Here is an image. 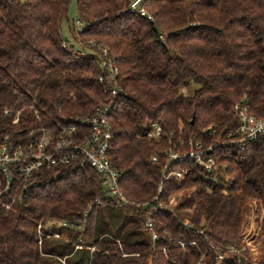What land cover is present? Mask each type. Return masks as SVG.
Wrapping results in <instances>:
<instances>
[{"label": "trees", "instance_id": "trees-1", "mask_svg": "<svg viewBox=\"0 0 264 264\" xmlns=\"http://www.w3.org/2000/svg\"><path fill=\"white\" fill-rule=\"evenodd\" d=\"M72 1L86 24L77 33L68 22L78 53L61 36ZM133 1L0 0V144L53 135L106 102L93 41L119 71L108 155L134 204H93L105 190L88 166L17 179L0 194V264H264L241 251L247 203L264 206V144L216 147L212 173L166 154L227 140L241 99L264 116V0H140L144 16L130 11ZM153 124L162 129L156 142L147 139ZM155 197L166 210L152 214L149 229ZM40 223H55L60 237L39 248Z\"/></svg>", "mask_w": 264, "mask_h": 264}, {"label": "built area", "instance_id": "built-area-1", "mask_svg": "<svg viewBox=\"0 0 264 264\" xmlns=\"http://www.w3.org/2000/svg\"><path fill=\"white\" fill-rule=\"evenodd\" d=\"M139 4L140 0H134L130 4V11L144 16L145 12L138 9ZM76 26L77 33L86 28V24L80 21L76 23ZM87 45L95 47L97 66L100 70L97 83L102 88L106 102L96 107L90 117L65 119L66 125L53 135L43 130L39 138L23 144H15L5 139L0 144V194H6L15 180L29 181L40 170L52 171L54 168L61 166L75 168L88 166L100 176L101 185L105 190V196L96 197L93 204H98L104 199L115 205H134L120 189L121 173L113 166L108 155L112 140L109 118L114 101L121 94L118 83L119 71L106 47L96 46L93 41H88ZM74 52L78 53L79 51L74 50ZM231 111L237 119V127L228 135L227 140L217 141L207 147L202 146L200 143L194 145L189 143L188 150L184 153H166L168 163L190 159L207 173H212L215 167L213 153L216 147H234L242 151L250 142H262L264 144V116L250 113L244 99L236 103ZM4 115L9 116L10 113L4 111ZM17 122L18 117L16 116L13 124H17ZM209 131H211L210 127L205 132ZM161 132V127L153 124L149 128L147 139L156 142L160 138ZM152 160L155 161V158L153 157ZM185 173V170H181L175 172L174 175L180 181ZM156 201L157 197L153 199L154 203L149 206V215L145 219V226L149 229L152 227V214L157 209L166 210L162 205H157ZM12 203L13 201L4 205V208L9 210ZM142 206V204H139L136 205V208L140 209ZM90 210L91 205L88 206L84 216ZM167 210L172 212L173 209ZM184 224L189 226L188 222ZM60 226L63 228L74 227L66 222L61 223ZM36 230L39 247L42 238L59 239L60 237L58 233L53 232L52 225L49 229H46L44 225L38 224ZM152 240L156 241L157 237L152 235ZM74 248L77 250L79 246L75 245ZM243 250L245 249L242 248L241 251ZM91 251H94V249L92 248ZM217 259L223 261L226 256H219Z\"/></svg>", "mask_w": 264, "mask_h": 264}, {"label": "rangeland", "instance_id": "rangeland-1", "mask_svg": "<svg viewBox=\"0 0 264 264\" xmlns=\"http://www.w3.org/2000/svg\"><path fill=\"white\" fill-rule=\"evenodd\" d=\"M78 21L79 19L76 13L75 1H72L69 6L67 19L62 23L61 36L65 44L73 47L75 51L81 50V47L80 43L78 44V42L74 40L72 34H70L68 22L71 25H74L75 31H77L76 23ZM88 52L89 51L87 49H84V53ZM184 94H188V92L186 91ZM172 204L173 203H171V206ZM53 224L55 223H46L42 225H44L46 229H49L51 225L53 226ZM241 237V247H244V249L248 251L252 262H257L264 258V206L261 203L256 201L247 203L243 211Z\"/></svg>", "mask_w": 264, "mask_h": 264}, {"label": "water", "instance_id": "water-1", "mask_svg": "<svg viewBox=\"0 0 264 264\" xmlns=\"http://www.w3.org/2000/svg\"><path fill=\"white\" fill-rule=\"evenodd\" d=\"M192 123V122H191Z\"/></svg>", "mask_w": 264, "mask_h": 264}]
</instances>
